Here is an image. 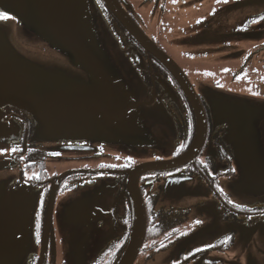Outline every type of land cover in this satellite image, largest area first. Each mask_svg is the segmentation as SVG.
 <instances>
[{
	"label": "flooded vegetation",
	"instance_id": "af4514ba",
	"mask_svg": "<svg viewBox=\"0 0 264 264\" xmlns=\"http://www.w3.org/2000/svg\"><path fill=\"white\" fill-rule=\"evenodd\" d=\"M211 1L28 0L30 9L25 11L21 0H0V11L9 10L8 2H13L14 9L9 11L18 14L7 13L11 19L0 20V141L6 140L4 148L19 149L1 155L7 161L4 166L16 169L17 176L0 186V198L19 190L28 197L38 192L39 201L27 202L26 207L32 213L34 244L41 245L47 235L42 264L66 262L64 254L58 260L52 253L50 241L55 235H51L59 221L56 217L53 221L55 203L49 209L46 203L51 191L55 196L83 193L77 209L96 203L87 214H97L108 233L87 264H118L135 231L129 173L141 166H148L136 178L145 228L132 264H264V138L254 131L250 111L227 107L211 98L209 90L196 89L189 65L190 60L198 64L200 59L224 58L215 53L226 44L213 47L210 54H200L195 47L205 39L208 25L204 22L209 24L211 17L240 0ZM118 15L128 17L143 37L168 55L195 91L204 117V137L186 161L181 159L197 133L195 110L162 61ZM261 15L264 9L236 25V44H230L234 51L229 55L241 56L243 38L249 37L253 92L264 95L260 84L264 80V21L241 30ZM173 43L182 47L176 55L167 52ZM131 112L147 130L141 143L125 133V140L138 143L145 154L139 161L104 151L109 141L104 132L114 131L116 125L112 118ZM3 121L19 127L15 138ZM42 127L65 131L46 141L37 134ZM181 144L185 146L177 152ZM61 151L81 154L68 157ZM68 159L113 163L65 174L52 165L46 168L51 160ZM153 164L159 165L153 168ZM95 186L98 189L87 191ZM228 200L243 207L237 209ZM65 211L81 227L87 224L77 219V212ZM195 220L202 223L197 225ZM225 236L232 239L218 243ZM248 241L256 247L251 254L243 250ZM209 244L214 247L206 248ZM38 259L39 254H29L26 264H38Z\"/></svg>",
	"mask_w": 264,
	"mask_h": 264
},
{
	"label": "rangeland",
	"instance_id": "374dc122",
	"mask_svg": "<svg viewBox=\"0 0 264 264\" xmlns=\"http://www.w3.org/2000/svg\"><path fill=\"white\" fill-rule=\"evenodd\" d=\"M21 1L23 3L22 8L25 11L29 10L28 0ZM213 1L216 0H212L211 3ZM234 5L235 3H232L231 8L230 6H226V9L224 7L219 16L211 17L209 24L208 22H204L208 25L206 28L207 33L205 34V39L197 43L195 47L196 51L200 54H202L203 51L210 54V49H213V47H222L225 44L226 47L215 53L217 56H223L224 58L212 60L200 59V63L198 64L190 60L192 64L189 65H192L191 72L195 79L193 83L196 89L205 88L209 90L211 92V98L219 100L227 107L236 108L242 112L250 111L251 123L254 131L259 138H264V95L253 92L256 83L252 78V48L249 37L244 36L243 38V51L241 56L238 55L234 57L233 55H229V52L234 51V49H229L230 44H236L234 36L236 25L240 23V21L245 20L249 14L264 9V0H240L236 6ZM7 8L13 10V2H8ZM3 9L7 13L13 12L16 14L14 11ZM98 24L100 27L102 26L100 18ZM196 36H199L198 32L195 34V37ZM180 50H182V47H176L173 43L171 48L167 49V52L176 55V52H181ZM224 69H228V71ZM236 73L238 75L233 77V74ZM260 84L264 85V80L260 81ZM112 119H114L116 125L114 131L108 129V132H104V136L109 138V141H105L106 146L104 151L120 159L131 157V159L139 161L143 156L145 157L138 143L125 140V133L127 132L134 141H136L138 137V142L141 143L140 137H142L143 134H147V130L143 129L142 121L139 120L133 112ZM2 125H4L5 130L14 138L19 133V127L16 124L11 123L8 125L6 121H3ZM64 131L63 127L49 129L42 127L37 130V134L44 140L50 141L53 136L62 135ZM61 137L59 139H61ZM6 143V140L0 141V149H4ZM2 153L3 152L0 154V186L8 184V181L9 183L12 182L17 176L16 169L4 166L7 161L2 158ZM79 154H81V152L61 151V155L68 157L79 156ZM108 163H113V161L98 159L95 161L81 159L51 160L46 163V168L49 169V166L52 165L51 167L57 172L65 174L70 171L84 169L87 166L94 168ZM98 187L99 186H95L87 191L92 192L98 189ZM83 197V193H75L73 191L67 192L64 196L63 193H57L55 196L54 192L51 191L46 199L48 209L52 208L53 203H55L53 221L55 222V217L59 221L51 235V237L55 235V238L50 241L53 248L52 253L54 251L56 252L58 260L61 259V254H64L65 264H87L95 252H98L102 248L107 238L108 228L106 227L103 229L100 225L99 216L95 213L90 215L87 214L93 210L96 203L92 204L91 202H87L84 203L80 209H77L78 204L80 207V198ZM38 201V192L36 190H34L32 196L29 197L25 190H19L13 194H2L0 198V264H26L27 256L32 253L39 254L38 264L44 262L41 257L47 235L41 245L34 244L31 228L32 213L29 215L26 207L27 202L33 204V202ZM13 208H16L18 213L13 212ZM57 208L60 209V213L56 214ZM68 208L70 211L77 212V219L79 221L87 220V224H85L84 227L77 224L75 218L66 214L65 210ZM49 223L50 213L48 210L46 226H49ZM65 238L66 247L63 249ZM255 248V246H252V241H248L243 246V250L249 254H251L252 249L254 250Z\"/></svg>",
	"mask_w": 264,
	"mask_h": 264
},
{
	"label": "water",
	"instance_id": "95a60500",
	"mask_svg": "<svg viewBox=\"0 0 264 264\" xmlns=\"http://www.w3.org/2000/svg\"><path fill=\"white\" fill-rule=\"evenodd\" d=\"M109 6L111 9H113L111 5ZM118 17L123 22V24L130 30V32L133 35H135L141 42H143L146 45V47L149 50H151L154 53V55L162 61V63L166 66L169 72L177 80L179 86L184 91L188 100L190 101L191 105L195 110L197 117V133H196L195 141L192 144L191 148L188 150L187 154L181 159L186 161L190 157V155L194 154L197 151L204 137V128H205L204 117H203L201 105L195 94V91L191 86V84L189 83V81L187 80V78L185 77V75L183 74V72L181 71V69L168 55H166L162 50H160L153 43H151L146 37H143V35L138 31V29L134 26V24L129 20L128 17H126L125 15H118ZM179 161L180 160H178V162ZM158 165L159 164H153L154 166L153 168L158 167ZM147 167L145 166L137 167L134 168L129 173L130 174L129 184L132 189L133 204L135 210L134 213L135 231L130 246L125 251L118 264H132L134 258L136 257L138 247L140 246V243L142 241L144 228H145V216H144V210L140 195L136 191L137 190L136 178L137 175L140 173V171L146 169Z\"/></svg>",
	"mask_w": 264,
	"mask_h": 264
},
{
	"label": "snow or ice",
	"instance_id": "6c2138e0",
	"mask_svg": "<svg viewBox=\"0 0 264 264\" xmlns=\"http://www.w3.org/2000/svg\"><path fill=\"white\" fill-rule=\"evenodd\" d=\"M173 2H175V0H173ZM217 3H220V2H223V3H228L229 0H216ZM216 10L213 9V12H215ZM8 19H11V17L7 14V12L5 11H0V20H8ZM260 21H264V15H261L259 16L257 19H252V20H249L247 22V25H244L241 30H247V27L248 25H252V24H256ZM225 71H228V69H224ZM185 145L184 144H181L180 147L177 149V152L183 148ZM19 149L18 148H11V149H8V148H4V149H0V152H6V151H11V152H16L18 151ZM173 155H176V152L173 153ZM22 158V157H21ZM126 159L128 160H131V157H126ZM201 164H203L204 162L203 161H200ZM177 171H179V169H177ZM233 171H235V169H233ZM165 175H170V174H165ZM143 179V178H142ZM221 191H223L222 189H220ZM228 203L229 204H234V206L237 208V209H240L243 207V205L241 204H238V203H235L234 201L232 200H228ZM261 215H264V212H261ZM39 213H37V228H39ZM248 219H251V217H249ZM195 224L199 225L202 223L201 220H195L194 221ZM175 231V230H174ZM182 234H186V233H182ZM232 238L230 236H225L223 240L219 241L218 243L220 244H227ZM206 248L207 247H214V245H206L205 246ZM203 249H200V248H197L195 249V251H202ZM191 255V253H190Z\"/></svg>",
	"mask_w": 264,
	"mask_h": 264
}]
</instances>
